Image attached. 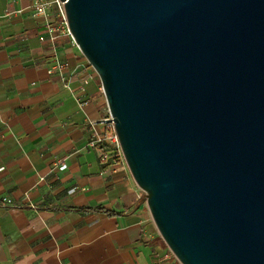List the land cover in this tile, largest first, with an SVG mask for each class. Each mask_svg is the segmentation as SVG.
I'll return each instance as SVG.
<instances>
[{
	"label": "water",
	"instance_id": "water-1",
	"mask_svg": "<svg viewBox=\"0 0 264 264\" xmlns=\"http://www.w3.org/2000/svg\"><path fill=\"white\" fill-rule=\"evenodd\" d=\"M60 1L172 254L264 264V0Z\"/></svg>",
	"mask_w": 264,
	"mask_h": 264
},
{
	"label": "crops",
	"instance_id": "crops-1",
	"mask_svg": "<svg viewBox=\"0 0 264 264\" xmlns=\"http://www.w3.org/2000/svg\"><path fill=\"white\" fill-rule=\"evenodd\" d=\"M32 4L0 0V264H180L114 159L97 73Z\"/></svg>",
	"mask_w": 264,
	"mask_h": 264
},
{
	"label": "built area",
	"instance_id": "built-area-1",
	"mask_svg": "<svg viewBox=\"0 0 264 264\" xmlns=\"http://www.w3.org/2000/svg\"><path fill=\"white\" fill-rule=\"evenodd\" d=\"M56 8V13L59 17V22L56 24H52L49 20L50 18V10L52 8ZM32 13L34 17L44 18L45 19V28L46 32L49 34L48 38L53 41L58 35H67L74 39L71 35L67 19H66V12H65V4L60 0H33V4L31 6ZM42 40L46 39L45 37H41ZM63 69V65L60 61L55 60L54 63L48 68L49 74L60 73ZM87 101L80 103L81 106H85ZM110 117V115H109ZM109 144L112 147L114 159L123 165H126V161L117 138V135L114 131L113 126H111V131L108 135ZM106 157L103 158L105 160ZM67 168L66 164H61L60 169L65 170ZM143 192V191H142ZM2 204L4 206H12L13 202L9 198H4L2 200Z\"/></svg>",
	"mask_w": 264,
	"mask_h": 264
},
{
	"label": "rangeland",
	"instance_id": "rangeland-1",
	"mask_svg": "<svg viewBox=\"0 0 264 264\" xmlns=\"http://www.w3.org/2000/svg\"><path fill=\"white\" fill-rule=\"evenodd\" d=\"M107 111H108V108H107ZM109 113V112H108Z\"/></svg>",
	"mask_w": 264,
	"mask_h": 264
},
{
	"label": "trees",
	"instance_id": "trees-1",
	"mask_svg": "<svg viewBox=\"0 0 264 264\" xmlns=\"http://www.w3.org/2000/svg\"><path fill=\"white\" fill-rule=\"evenodd\" d=\"M84 211H86V210H84Z\"/></svg>",
	"mask_w": 264,
	"mask_h": 264
}]
</instances>
